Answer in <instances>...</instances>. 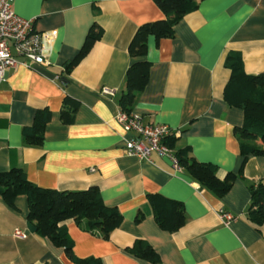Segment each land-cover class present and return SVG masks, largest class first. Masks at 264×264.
<instances>
[{"label":"crops","instance_id":"0c3cea01","mask_svg":"<svg viewBox=\"0 0 264 264\" xmlns=\"http://www.w3.org/2000/svg\"><path fill=\"white\" fill-rule=\"evenodd\" d=\"M9 1L17 14L35 19L37 30L55 32L56 37L47 64L19 65L0 83V171L20 167L34 183L60 190L98 185L105 202L124 215L109 239L74 219L65 221L73 253L103 264H153L128 249L145 239L162 264H264V223L257 225L248 215L249 186L264 184V156L244 161L235 128L244 123L245 114L223 97L230 50L242 53L248 73L264 71V0H203L177 23L174 37L158 43L151 37L142 57L152 64L134 112L147 122L180 129L174 136L175 153L191 146L198 160L219 166L221 177L242 169L223 197L184 167L174 168L167 156L147 161L126 153L131 134L117 115L134 60L129 44L139 25L165 17L154 0ZM95 22L103 27V36L67 74L65 64L78 54ZM105 87L115 94H103ZM66 95L80 101L70 125L60 117ZM45 107L52 116L44 143L27 145L23 128ZM151 193L184 203L187 220L180 230L159 227L148 200ZM139 210L145 218L136 222ZM221 210L236 219L225 225ZM28 217L26 195H19L15 206L0 195V264H77L65 248L30 231ZM17 229L23 237L15 235Z\"/></svg>","mask_w":264,"mask_h":264},{"label":"trees","instance_id":"16d2710c","mask_svg":"<svg viewBox=\"0 0 264 264\" xmlns=\"http://www.w3.org/2000/svg\"><path fill=\"white\" fill-rule=\"evenodd\" d=\"M154 1L165 17L139 25L129 44V53L134 60L127 70L126 90L119 100L120 109L128 113L134 112L139 95L149 81L152 63L142 57L148 53L150 38L154 37L158 43L161 39L174 37L177 23L187 14L196 11L203 0ZM103 33V27L95 22L78 54L65 64L67 74H70L90 52ZM225 66L230 75L224 87L223 97L229 106L239 107L245 114L244 123L235 128L240 141V152L244 161L250 156H264V71L257 74L248 73L243 55L238 50H230L227 53ZM79 106L78 99L66 95L61 108V121L66 125L73 124ZM51 116L48 107L36 112L33 123L23 128V139L27 145H43ZM176 138H167L165 142L173 147ZM176 156L181 167L187 169L203 187L212 190L218 197L227 194L238 175L242 173V169L240 172L228 171L221 177L219 166L213 162L198 160L189 145L176 150ZM249 189L251 201L248 215L251 221L261 225L264 223V184L252 183ZM0 195L11 206H15L19 195H26L29 201L28 218L36 226V233L49 238L56 246L65 248L68 256L77 264L103 263L100 259L81 258L73 253L65 221L74 219L87 231L109 239L124 220L123 213L117 207L105 202L98 185L83 190L43 187L31 181L25 170L20 167L0 171ZM148 200L161 229L176 232L185 225L187 216L181 200L161 193L149 194ZM144 218L145 213L139 210L135 221L141 222ZM128 249L139 258L153 264H162L160 254L145 239H137Z\"/></svg>","mask_w":264,"mask_h":264},{"label":"built area","instance_id":"2783aa9c","mask_svg":"<svg viewBox=\"0 0 264 264\" xmlns=\"http://www.w3.org/2000/svg\"><path fill=\"white\" fill-rule=\"evenodd\" d=\"M55 37V32L37 30L34 18L17 14L9 0H0V83L10 69L19 65L33 68L35 64H47ZM102 93L113 96L115 90L105 87ZM117 119L131 134L125 140L127 154L147 161H152L154 155L167 156L174 168H182L176 153L165 142V139L179 135L180 129L164 123L147 122L135 112L120 110ZM220 213L225 225L236 219L231 212L221 210ZM15 235L23 237L24 232L17 229Z\"/></svg>","mask_w":264,"mask_h":264},{"label":"water","instance_id":"95a60500","mask_svg":"<svg viewBox=\"0 0 264 264\" xmlns=\"http://www.w3.org/2000/svg\"><path fill=\"white\" fill-rule=\"evenodd\" d=\"M28 228L30 231L36 232V226L32 222L28 223Z\"/></svg>","mask_w":264,"mask_h":264}]
</instances>
